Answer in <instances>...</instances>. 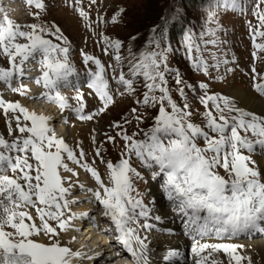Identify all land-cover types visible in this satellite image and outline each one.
Here are the masks:
<instances>
[{
	"label": "snow or ice",
	"instance_id": "obj_1",
	"mask_svg": "<svg viewBox=\"0 0 264 264\" xmlns=\"http://www.w3.org/2000/svg\"><path fill=\"white\" fill-rule=\"evenodd\" d=\"M26 2L41 11L45 9L43 0ZM79 2L77 0V4ZM91 3L95 4L96 0H91ZM223 3L226 7L237 6V0H223ZM260 3L264 4V0H260ZM78 11L86 21L89 19V13L83 8H78ZM125 11L121 7L111 17V22H119ZM33 15L38 17L39 12ZM214 16L215 13H212L209 19H214ZM256 16L259 25L251 29L253 47L264 52V42H256L258 37L264 38V10L257 11ZM99 20L104 22L103 16ZM54 27L43 24L21 25L7 15L0 18V55L6 56L10 65L7 68L0 66V81L11 86V82L17 78L34 79L45 91L33 96V99H46L55 103L61 112L71 108L79 119L91 120L114 102L105 65L97 57L82 51L85 65L89 62L96 65L95 71H88V87L94 90L103 102V107L96 112L85 113L86 105L79 89L73 97L77 106L73 107L60 89L70 84L71 78L78 74L69 59L70 42L59 28L53 30ZM208 31L215 36V29ZM48 36L61 43H54ZM20 38L24 42H19ZM163 39V35L159 39L153 37L149 45L154 44L155 48L145 49L138 55L131 52L129 45L128 72L121 70L118 77L113 75V79L124 87L127 94L136 91L134 83L143 77L146 91L143 99L137 103L151 107L159 105V111L153 125L143 132V139H137L138 133L128 135L123 129L118 133L125 142V151L117 162L105 161L101 155L102 149H96V156L108 169L107 184L93 166L94 161L89 164L85 160L86 154L82 148L77 154L62 136H57L49 123L51 116L29 110L19 101H6L0 97V109L8 120L9 136L17 131L20 134L10 141L0 134V264H73L75 258L84 256V253L62 245L57 238V227L67 231L72 227L71 220L88 216L85 212L65 218L64 210L76 202L67 199L72 188L78 186L85 189L78 179L73 180L79 174L69 166L68 161L84 168L96 181L98 187L87 188L86 191L91 192L103 205V215L110 220V226L104 231L111 232L114 228L116 243L131 255L136 264H148L147 244L139 235V227L153 226L147 223L134 226L139 217H148L149 209L144 203L143 194L137 191L134 184V177H142L132 167L133 156L144 167L158 169L153 171V178L163 175L165 195L186 218L185 227L193 239L191 251L197 258L195 264H223L217 257L221 251L227 254L228 264H233V261L242 264L244 260L252 264L250 257L237 252L241 246L210 243L208 240L213 237L227 239L256 230L264 223V177L254 166L251 156L245 154V151L253 152L257 146L264 148V116L238 107L229 97L206 93L201 97L206 109L203 113L205 122L203 125L194 122L188 104L185 103L183 107L178 105L167 86L166 74L171 71L167 54L171 49L161 46ZM104 41L115 50L117 65H121L123 58L119 50L122 41L107 36ZM184 43L194 67L206 72L207 64L203 57L192 56L194 50L200 52V45L195 43L191 31L185 33ZM205 43L215 44L217 41L213 39ZM104 51L107 54L108 48ZM256 56L257 52L254 51L253 57ZM30 61L40 66L39 76L27 75L33 70L26 67ZM252 72L255 91L264 95V73H257L254 66ZM176 83H182L179 73ZM200 87L206 89L207 85L201 83ZM11 90L21 95H27L30 91L24 84ZM179 91L183 96V88ZM209 102L212 108L208 107ZM132 112L135 113L136 109L133 108ZM136 119L140 121L142 117L137 116ZM12 121H15V129ZM113 126L122 128L119 123ZM108 140L114 141L115 138L109 136ZM200 140L204 141L203 146ZM13 152L17 154L12 155ZM220 169H223L224 174H221ZM62 171L71 175L63 176ZM28 209L35 210L39 225ZM49 221H55L56 226ZM41 234L48 237V243L34 238ZM178 255V250L170 249L163 259L167 261ZM98 257H102V253H96L95 257L89 256L88 259Z\"/></svg>",
	"mask_w": 264,
	"mask_h": 264
},
{
	"label": "rangeland",
	"instance_id": "obj_2",
	"mask_svg": "<svg viewBox=\"0 0 264 264\" xmlns=\"http://www.w3.org/2000/svg\"><path fill=\"white\" fill-rule=\"evenodd\" d=\"M222 1L223 0H96V3L92 4L91 0H80L79 4H77V0H43L45 9L41 11L35 8L34 5L24 7V0L23 2L21 0L23 4L20 7L17 17L14 18L10 12H5V10L3 12L5 13L4 15L7 14L9 19L21 25L43 24L49 27L55 26L53 30L59 28L63 36L67 38L71 46L69 59L75 66L78 74L75 78L71 79L70 84L64 86L67 87L65 90L68 96L72 90L71 83H78L83 79L84 75H87L82 51L83 53L97 57L100 59L101 63L105 65L110 89L112 93L116 95L114 102L110 104L103 113L94 116L90 121L78 119L76 113L73 111H71L70 114L74 116L77 123L81 122L76 135L70 136V138L76 140L70 147H72L77 154L82 148L86 154L85 160L89 164H93L94 161L93 166L104 175L108 172V169H104L103 164L96 156L94 152L95 145L100 141H104L109 147L108 152L113 159L112 162L118 161L124 149L122 145L119 148L120 150L117 148V135L113 132L117 127L113 125L119 123L122 127L133 129V126L130 124H136L137 127H135L134 130L140 133L153 125L154 118L158 115L159 111V105L151 107L143 105L142 103H137L138 100L143 99V94L146 91L143 77H139L134 83L136 91L132 94L125 93L124 87L122 85L118 86L116 80L113 79V75L115 74L118 77L121 70L125 73L128 72V60L130 59L129 45H131V52L138 55L145 49L151 50L155 48L154 44L149 45V40L153 37L159 39L163 35L164 39L162 40L161 46L171 49L167 54L168 65L171 69V71L166 74L168 81L167 86L171 90V95L178 105L183 107V105L187 103L189 106L188 111L192 113L191 119L201 125L205 122L203 113L206 109L205 106L197 102L194 97L193 91L197 88L198 82L202 81L206 83L210 93L217 92L220 96L229 98L232 96L231 99L236 102L238 107L241 106L236 101L237 99L234 93H229L231 87H245L254 92L250 86L249 79L246 78L244 74V70H248L249 67V51L251 49L246 26L247 24H259L256 13L257 11L264 10V4H261L260 0H237V4L246 6V13H244V11L240 13L232 7H226ZM258 5L259 8L257 7ZM121 7L126 9V11L119 18V22L112 23L111 17ZM78 8H83L89 13V19L87 21L79 14ZM3 12L0 11V13ZM37 12H39L38 17L33 15ZM212 13H215L214 19H209ZM9 14L11 16H9ZM100 16H103L104 22L99 20ZM2 17L3 16L0 15V18ZM217 24H219V28H217ZM153 29H155V32ZM209 29L216 30L215 36L209 33ZM189 31L194 34L195 43L200 45V52H195V55H199L203 57V59L206 58L208 60L207 65L211 70L210 73H200L190 64L188 55H186L187 49L185 47L184 37L179 33L184 32L183 34H185ZM201 33L204 35L201 36ZM105 36L112 40L119 39L122 41V47L119 50V55L123 58L121 65H117L115 59L116 52L105 43ZM133 37H135V39H132ZM47 38L53 39L54 43H61L52 36H48ZM213 39H215L217 43H205V41ZM19 42H24L23 38H20ZM106 47L108 48L107 54H105L104 51ZM227 60L228 63L226 64ZM263 61L264 59L261 60L260 67ZM88 64L94 71L96 70V65L94 63L89 62ZM109 65H112V69H110ZM231 65L234 66V69L230 68ZM0 66L5 68L10 66L7 57L4 55H0ZM113 69H115V73L111 72ZM177 73H179V78L182 81L180 84L176 83ZM128 78L131 77L129 76ZM181 88H183L184 91L183 96H181L179 91ZM77 89L83 93V96L87 95L86 92H88L96 99H92L85 103L87 107H92L93 109L96 105L97 98L86 88L85 84L82 86L81 83H79L76 87V90ZM74 93L76 94V92ZM121 93L124 94L121 95ZM157 95H159V93H157ZM5 99L6 101L8 100V98H4V100ZM11 99H13L11 100L12 102L19 101L16 92L14 95L11 94ZM30 103L29 105H32L31 107H34L35 110L41 107L40 104L38 107H35L36 103ZM69 103L71 104L72 101ZM49 105L59 109L58 105L55 103ZM74 105L77 104L75 103ZM208 107L212 108V105H208ZM44 108L45 113L47 112L46 110L51 112L49 106H44ZM133 108L136 109L135 113L132 112ZM9 115H11V113ZM137 116L142 117V119L138 121L136 119ZM125 121H130V123H126ZM84 122L86 124L83 127ZM99 122L103 125V130H101L95 138V142H93L94 133L92 125ZM58 123L59 122L55 124L59 127L60 123ZM12 127L15 129V121H12ZM102 131L109 132L107 135L115 136L116 141H113L115 144L109 142L108 136L103 135ZM0 134L4 135L9 141L12 140L14 136L20 135L17 131L14 132L13 136H9L8 120L2 109H0ZM65 142L67 143V141ZM199 143L203 146L204 141L200 140ZM77 145H79V147H77ZM16 154L15 152L12 153V155ZM252 156L254 161L255 155H253V153ZM68 163L72 165L71 161H68ZM74 166L86 172L91 180V182L88 183L89 185L86 184L89 188L95 189L98 187L90 173L79 165L74 164ZM136 168L137 172H139L142 177L140 180L135 178L137 181L136 189L143 194L144 202L150 203L149 201H151L152 198L149 194L150 179L153 177V170L138 165ZM257 168L260 170L258 166ZM220 172L224 174L223 169H220ZM261 173L264 176V172L261 171ZM8 174L11 175V172L9 171ZM103 180L106 184L109 183L108 175H106ZM76 195L82 197L86 195V197L84 200L75 202L68 208L70 212L67 213L70 214L72 212L70 215L68 214L69 216L82 213L83 204L89 203V201H92L94 198L92 193L85 189L82 190L81 193L79 191ZM94 203V205H98L99 207V202L97 200H94ZM34 214L35 212H32V215ZM68 217L65 216V218ZM77 219L70 221L72 226L75 225ZM26 222L31 223L30 221ZM49 222L53 224V226H56L55 221ZM61 232L62 235L59 234L57 237L60 242L65 238L67 241H70L68 240L69 234H67L69 232ZM34 238L37 239V237ZM177 243L180 242L174 241L171 249H175L174 245ZM181 244H185V249L188 248L187 242ZM81 250L86 252L84 249ZM81 259L87 262L88 255L84 253V256L75 258L74 261ZM180 260L181 259H178V261ZM255 260H257V262L252 261V264H264V262L259 261L261 260L260 258ZM242 264H248V261L244 260Z\"/></svg>",
	"mask_w": 264,
	"mask_h": 264
},
{
	"label": "bare ground",
	"instance_id": "obj_3",
	"mask_svg": "<svg viewBox=\"0 0 264 264\" xmlns=\"http://www.w3.org/2000/svg\"><path fill=\"white\" fill-rule=\"evenodd\" d=\"M23 2V0H22ZM21 0H0V11L3 12V9L8 8V10H12L10 12L12 16L15 18L18 16V12L20 11V7L23 4ZM3 6V8H2ZM6 11V10H5ZM4 13V12H3ZM5 14V13H4ZM7 15V14H6ZM9 16H11L9 14ZM26 67H33L31 65H26ZM40 67V66H39ZM261 72L264 71V61L261 65ZM37 72V67H35L34 71L32 70L31 72L27 73L29 77H35V73ZM26 85L30 91L28 92L29 95H23L21 99V103L23 106L27 107L29 110H35L34 107H31L32 105L30 104H35V107H38L39 104L41 107H39L37 110H35L38 114H45L49 115L52 117L51 121H49L50 125L55 129V132L58 137H63L65 141H67L68 144H73L76 140L70 138L72 135H76L77 129L81 122L77 123V120L74 119V116L72 117L71 114V109L69 110H64V112H61L60 109L54 108L53 106L49 105L52 104L46 99H33V96H38L40 93L45 91L43 87L38 86L34 79H29V78H17L14 79L11 82V86H9L7 83L0 81V88L2 91V96L4 98H11V92L9 87L14 86V84L20 85V84ZM65 88L67 87H61V93L64 94L66 97H68L69 102H71V98L66 94ZM234 93L236 97V101L239 103V105L244 108L245 110L249 112H253L257 115H263L264 116V98L259 96L258 94L252 92L250 89L245 88V87H231L229 90V93ZM231 95V94H230ZM232 96H230L231 98ZM6 100V99H5ZM34 106V105H33ZM44 106H49L51 112H44ZM69 117V118H68ZM60 123V126L58 127L57 123ZM58 123V124H59ZM86 123H83V127ZM102 124L96 123L95 125H92L93 128V136L96 138L98 134L103 130ZM103 132V131H102ZM79 134V133H78ZM80 136V135H78ZM77 139V138H76ZM255 160L254 162L256 165L260 168L262 172H264V148H255ZM70 167L74 168L78 172V177H73V180L79 181L80 184L85 185V190L89 188L86 184L91 182L90 178L87 176L86 172L84 170H81V168H76L74 164L69 165ZM63 176H70L71 173L69 172H61ZM262 174V173H261ZM85 176V177H84ZM163 179L161 176L157 177L156 180H151L150 179V196L153 198L154 202L152 203H145L149 209V215L148 217H145L148 223L151 224H161L162 228H168L171 230V232H164L162 229L160 230H154L150 232V239L151 243L149 246V251L151 255V262L152 264H167L166 262L162 261V257L167 253L168 250L171 249V246L173 245V242L177 241L180 243H177L174 245L175 249H178L180 255H182L184 259V263L182 264H195V257L194 254L191 251L192 244H193V239H190L186 237L187 235L184 234L183 232H180V225L181 223L186 219L181 213H179L176 209L174 204L168 200L167 196L164 193V190L162 188L163 184ZM89 185V184H88ZM67 186V185H65ZM82 191L78 186L73 187L71 190V193L68 195L67 199L70 201L75 200L76 202H79L81 200H84L86 195L84 197L76 195ZM90 194V193H89ZM94 200L93 198L92 201L87 202L86 204H83V212L82 213H88V216L86 218H79L77 219L75 225H73L69 230H67L69 233V238L68 240L69 243L72 242L74 246H71L70 244H67L73 251H80L82 253H85L89 256L95 257L96 253H102V257L98 258H103L104 260H109L111 262L115 261L116 258H113L114 255L112 254L113 252L108 248L111 246V237L108 234V232H105L102 230V224L103 222L100 221L99 219H95V215L90 212L91 208H96L98 205H94ZM74 203H71L73 205ZM88 204V205H87ZM68 207V208H69ZM31 212H35L34 209H28ZM65 216H69L70 214L67 213L68 209H65ZM36 214V212H35ZM34 214V215H35ZM69 214V215H68ZM36 223L39 225V219L36 217L37 214L34 216ZM153 217H152V216ZM70 217V216H69ZM156 217H160V221L156 219ZM162 221V222H161ZM181 221V222H180ZM159 222V223H158ZM74 224V223H73ZM141 226V225H140ZM142 230L145 228L140 227ZM261 229H264V223H261ZM66 234V233H65ZM142 238L143 235H141ZM42 242L48 243V237L44 236L41 234L39 237H37ZM231 241L228 243L235 244L241 247L237 248V252L242 255V256H248L252 259L253 262H257V258H260L261 262H264V233L263 234H257V235H252L250 237H244L243 235H238L237 240L235 239V236L228 238ZM183 242H187L188 248L185 249V244H181ZM203 242V241H202ZM210 243H215L214 240L211 238L208 240ZM84 249L86 252H84ZM185 249V252H184ZM188 250V251H187ZM217 257L219 260L223 261V264H228V256L227 254L220 252L217 254ZM96 259V258H95ZM101 262L100 264H105L107 262ZM78 261L73 260V264L78 263ZM91 263L92 260L88 259L87 262L86 260L81 259V264H87ZM233 264L235 262L233 261Z\"/></svg>",
	"mask_w": 264,
	"mask_h": 264
},
{
	"label": "trees",
	"instance_id": "obj_4",
	"mask_svg": "<svg viewBox=\"0 0 264 264\" xmlns=\"http://www.w3.org/2000/svg\"><path fill=\"white\" fill-rule=\"evenodd\" d=\"M179 33H181V32H179Z\"/></svg>",
	"mask_w": 264,
	"mask_h": 264
}]
</instances>
